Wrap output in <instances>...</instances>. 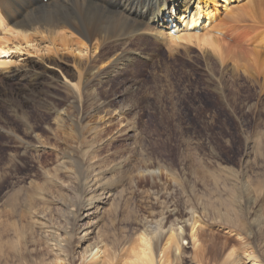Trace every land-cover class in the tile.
<instances>
[{
	"label": "rangeland",
	"instance_id": "374dc122",
	"mask_svg": "<svg viewBox=\"0 0 264 264\" xmlns=\"http://www.w3.org/2000/svg\"><path fill=\"white\" fill-rule=\"evenodd\" d=\"M253 1L230 4L236 10L229 18L235 21L224 16L223 0L209 6L214 20L220 21L214 25L222 23L219 27L225 29L219 37L229 44H223L226 53L220 56L207 55L197 44L168 48L151 35L133 39L127 52L133 61L87 87L97 97L81 100L82 144L71 134L73 123L65 120L59 126L56 117L79 115L64 82H76L78 62L86 56L57 45L59 51L48 48L40 36L28 46L24 40H12L22 45L19 52L14 50L8 69L0 70V240L8 239L22 254L34 249L38 264L53 260L55 249L49 246L55 239L64 244L62 233L70 230L65 222L70 220L68 209L78 192L72 175L58 172L68 183L58 192L44 173H54L61 151L69 146L76 153L79 148L90 152L84 159L93 161L85 187L103 198L93 204H100L102 214L90 237L102 235L110 249L118 246L112 264H124L130 257L128 249L136 245L144 218L156 220L163 212L168 221L183 220L191 208L202 224L200 243L193 246L186 225L189 242L183 245L182 264H225L230 250L241 255L245 249L264 263V233L256 229L257 218L264 217V0L254 1L261 10ZM243 2L253 4L256 12ZM20 69L28 75L12 76ZM91 153L95 158L88 157ZM234 175H239L237 180ZM241 176L251 182L252 191L233 186ZM215 209L236 215L240 223L218 221ZM81 262L92 260L75 252L73 264ZM0 264H18V258L7 254Z\"/></svg>",
	"mask_w": 264,
	"mask_h": 264
},
{
	"label": "bare ground",
	"instance_id": "6f19581e",
	"mask_svg": "<svg viewBox=\"0 0 264 264\" xmlns=\"http://www.w3.org/2000/svg\"><path fill=\"white\" fill-rule=\"evenodd\" d=\"M214 1L215 0H46V2H44L43 0H0V70L2 72V69L4 70L6 68L5 66L9 67V64L14 62L11 61L12 58H14V50L19 52V46L22 44L13 43L12 40L15 41V39L24 40L25 44H27L26 46H28L29 43L31 44V42L34 41L33 39L35 38L33 37L38 36V38L42 37V39L47 40L46 46H49L48 48L55 49L57 45L56 47L61 46L59 48H64L63 50L69 48L73 51L76 50L80 56L85 55L86 60L78 62L79 64L81 63L79 71L77 70L78 74H74L76 82L72 81L71 84L64 82L67 95L73 99V102H76L75 110L76 112L78 111L79 115L77 116L76 114L74 115L75 117L72 115V118L64 114H57L56 117L59 126L62 125L65 120H70L73 123L72 125H74V128H71V134L76 138L80 137L79 144H82L83 134L79 129V125L84 118V114L80 110L81 100L93 99L97 95L94 89H88L87 87L94 80H98L99 77H103L125 64V61H133L134 57L127 54V52L131 50L129 45H131L133 39L138 40L146 35H151L155 39L163 40L162 44H167L168 48L176 49L175 47L178 48V46L181 47L184 46V44L188 45L190 43L192 44H189L190 46L197 44L199 48L206 49L204 52L209 56L213 54L212 52L218 56L224 54V45L226 44V48H229V46L227 47L229 44L220 38L222 36L219 37L225 29H223V27V30H221V27H219L222 23H220L218 27L216 26V22L219 21V19L217 18L218 20L216 19L217 21H215V13L212 12L213 10H209V6H212L214 4H212V2ZM235 1L237 0H223V8L225 10L224 16L227 20L233 19H230L232 17L231 11L232 9L236 10V8H231L232 6H230V4ZM248 1L250 2V0ZM254 1L252 2L254 3V7L256 5L255 3H257V8H259L258 2ZM246 3L248 2L244 4ZM261 4L262 3H260V7ZM249 5L251 6L253 4L248 3V6ZM251 7L254 9L253 6ZM240 8L238 6V9ZM252 8L249 10L255 11L256 7L254 10ZM215 10L217 9L215 8ZM234 13L233 11V17ZM229 14H231V17ZM260 16L263 17V15ZM214 21L215 23L211 24ZM169 25L173 26V29L177 31L176 34L171 35L169 33ZM198 29L200 30L198 31ZM11 42L14 44L12 47ZM46 46L44 47L45 51L52 50L47 49ZM37 50H42V48ZM71 50L70 52H72ZM229 51L227 52L229 53ZM235 51L236 50L232 52L231 50L232 54H234ZM256 52L258 53L259 51ZM51 53L53 52L51 51ZM4 56L8 57V59L1 60ZM253 56L254 58L257 57L255 55ZM254 58H252V60ZM255 62L259 63L256 60ZM100 67H104V70L100 71ZM263 69L264 64L262 70ZM26 73L25 70L21 71V69L17 72H11L12 76L17 74L21 77L22 75H28V73ZM22 120L30 129L31 125L25 115L22 117ZM76 138H74L75 141ZM87 151L82 152L79 148L78 152L80 153L78 155V152L76 153L68 146L65 152H63V150L61 151L54 173L45 170L44 178L58 185L56 191L62 192L65 190L68 183L64 178L66 175H68L67 177H71L69 175H72V178H74L73 181H75V189L78 192L75 200L71 204V208L68 209L70 220H66L65 222L69 224L68 229L70 230L68 231L66 229L62 233V235H64V244H61L58 239L52 240L55 243L49 247L55 249V255L53 260L46 264H57L59 261L61 264H73L75 252H78V254L80 253L83 258L89 257V260H92L90 264H112L113 260L116 261L118 258L119 249L116 244L114 249H110L102 235H97L95 239L90 237L98 226L96 220L100 219L102 214L101 210L98 212V205L100 206V204H97L96 208L93 204L94 202L102 201L103 198L99 195L96 196L92 194L94 192L88 191L89 189L85 187V180L89 175L87 171L92 170L93 164V161L88 160L87 163L84 160L87 157ZM88 154H90V152H88ZM88 157L93 158L94 153H91ZM94 162L97 161L95 160ZM97 168L99 167L97 166ZM59 171L63 172L65 177H60L58 174ZM93 172L94 171H92V173ZM93 174L98 176L99 171L96 170ZM234 176V179L237 180L236 177L239 175ZM241 177L238 181L239 184L237 185L236 181L233 186L240 188L242 191H252L251 182L248 178L244 179V176ZM215 183L217 184V182ZM232 194H235L234 190H232ZM245 195L254 196L255 194L253 192L248 194L245 192ZM255 198H257V195ZM81 211L84 212L81 213ZM214 212L216 214L215 219L218 221L221 219L228 221L233 219L232 221H234L236 225L240 223L241 219L236 215H231L227 212L221 213L217 209H215ZM90 218L95 220L84 221ZM166 219L167 216H165L163 212L156 220L153 218L150 220L144 218L143 223H140L142 228L136 237V245L128 249L130 257H125L124 264H182L183 245L189 242L185 240L186 238L184 237L186 225L190 226L189 238L191 243L195 248L199 247L198 231L199 228L202 227V224L194 209H189L188 217L183 220H179L178 217L169 221ZM257 222L256 229L260 233H264V217L257 218ZM229 223L231 224L230 221ZM76 228L77 232H75ZM52 230L50 232L53 233L54 230ZM75 235H77L76 239H78L77 249H73V242H71L72 239L75 238ZM2 236L3 234H0V237ZM89 239L92 241L85 244ZM6 240L7 241L0 240V261L8 254V258L17 257L18 264H38L32 257V254L35 253L34 249H31L32 252L30 255H28V251L22 254L14 243L10 244L9 240ZM99 242L102 243V246L99 245ZM121 245L122 243H120V248H122ZM227 262L231 264H264L252 251L246 249L243 250L241 255H238L234 250H230L226 255V262L224 263L226 264ZM81 264L87 263L81 262Z\"/></svg>",
	"mask_w": 264,
	"mask_h": 264
}]
</instances>
